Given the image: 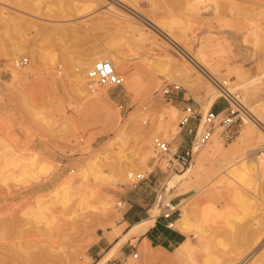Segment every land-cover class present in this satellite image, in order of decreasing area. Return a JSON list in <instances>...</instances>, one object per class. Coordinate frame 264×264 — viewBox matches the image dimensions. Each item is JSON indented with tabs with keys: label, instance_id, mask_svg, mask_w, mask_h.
Instances as JSON below:
<instances>
[{
	"label": "rangeland",
	"instance_id": "374dc122",
	"mask_svg": "<svg viewBox=\"0 0 264 264\" xmlns=\"http://www.w3.org/2000/svg\"><path fill=\"white\" fill-rule=\"evenodd\" d=\"M197 1L0 0V264H96L107 252L106 264H232L230 258L245 256L242 263L252 264L264 252L262 235L239 255L246 244L239 235L264 225V169L257 168L264 159V127L253 124L249 110L264 106V0ZM145 15L190 56H201L210 74L243 98L238 100L246 110L231 140L217 134L216 126L219 153H206L210 143L201 148L204 156L185 182L188 191L179 196L165 189L186 168L166 169L171 157L147 155L139 135L148 136L150 145L160 135L172 150L183 148L179 102L157 94L163 82L180 85L179 97L201 113L221 93L167 37L147 28ZM102 52L107 60L124 63L132 77L118 73L123 87L96 88L102 100L92 106L73 70H88ZM23 58L26 65L13 66ZM185 78L188 84L196 81L190 90L180 82ZM227 98L211 108L224 109ZM171 107L177 110L174 118ZM132 165L133 176L152 171L151 182L133 185L126 178ZM79 169L84 177L77 176ZM68 177L80 185L64 205L61 194H52ZM142 191L153 198L144 206L154 215L152 229L127 236L114 248L132 226L124 222L127 203ZM156 194L161 204L171 200L175 220L186 213V234L176 224L167 231L162 222L154 223L161 207ZM182 242L193 250L181 263L174 252Z\"/></svg>",
	"mask_w": 264,
	"mask_h": 264
},
{
	"label": "bare ground",
	"instance_id": "6f19581e",
	"mask_svg": "<svg viewBox=\"0 0 264 264\" xmlns=\"http://www.w3.org/2000/svg\"><path fill=\"white\" fill-rule=\"evenodd\" d=\"M198 1H203V0H198ZM197 1V2H198ZM131 5V4H130ZM109 8V7H108ZM112 10H113V8H112ZM137 10V12L136 11H134V10H132L131 9V11L133 12V13H136V14H139L140 15V13H138V9H136ZM109 11H110V8H109ZM128 12V11H127ZM115 13V12H114ZM133 13H130L131 15L133 14ZM116 14V13H115ZM153 18V17H152ZM145 19H147V24H146V26H148L147 28H149V27H151L152 29L153 28H155V29H157V33L159 34V36H160V34L163 36V38H164V36L165 37H167V42H168V44L172 47V48H174V50H178L181 54H183V55H185V58H186V60H188V63H189V65H191L194 69H196L197 70V72H199L198 74L199 75H202V76H204V77H207V76H209L211 79H210V84L212 85V87L213 88H215L216 90H217V92L218 93H221V94H217V95H213L214 93H215V89L213 90V92L211 93V95H213L211 98H210V100H209V102H208V105H207V107H208V109L207 110H209L210 108H211V105L214 103V101L215 100H217L218 98H220V97H228L227 99H228V103L229 104H231V105H236V104H238V105H241L242 106V108H243V102H242V100H243V98H240L239 97V95H237L234 91L235 90H233V89H227V87H225V86H223L219 81H218V79H216V78H214L211 74H210V72H211V70L208 68V63L206 62V61H204V59L200 56H198V57H192V56H190L187 52H185L184 50L185 49H182V48H180V47H178V43H177V41L174 39V38H171L168 34H166L160 27H158L156 24H154V22H152L151 21V19H148L147 17H146V15H145ZM163 23V22H162ZM168 28V27H167ZM57 31V30H56ZM142 36V35H141ZM165 40H166V38H164ZM183 45V44H182ZM177 47V48H176ZM189 50V49H188ZM104 52H106V54H107V52H110V48L109 47H106L105 48V50H104ZM178 52V53H179ZM183 52V53H182ZM197 52V51H196ZM201 52V51H200ZM180 54V55H181ZM108 55V54H107ZM183 55H181V56H183ZM195 55V54H194ZM202 56H204L203 54H202ZM112 57V56H111ZM109 58V57H108ZM101 59H106L105 58V55L103 54V52H102V54L101 55H98V56H96V57H94L91 61H94V60H101ZM107 60V59H106ZM114 60V59H113ZM112 59H109V60H107V61H111L110 63L112 64V66H113V68H114V70H115V72L118 74H123V75H125V73H126V68H125V64L124 63H122L120 60V62H115V61H113ZM189 69V68H188ZM195 70V71H196ZM17 72V71H16ZM86 73H87V69H86V67L85 66H80L79 68H75L74 70H73V75H74V81L76 82V84H77V86L78 87H81V89L83 90V91H85V93H86V95H85V99H86V103H88V104H91L92 106H94L95 104H97V103H99L100 102V100H102L101 98H99V95L97 96V95H95L94 93H96V92H90L88 89H87V87H86ZM176 73V72H175ZM213 73V72H212ZM217 74V73H216ZM10 75H11V77L13 78L14 77V75L16 76V74H15V71L13 70V69H10ZM195 75V74H194ZM168 75H166V77H167ZM198 75H196V77H197ZM171 77H173V76H171ZM187 77V76H186ZM200 77V76H199ZM193 79V78H192ZM192 79H190V80H192ZM200 79H202V78H200ZM209 79V78H208ZM208 79H206L207 81H208ZM196 80V79H195ZM203 80V79H202ZM178 81V80H177ZM5 82V81H4ZM181 83H183L184 85H186V84H188V79H186L185 78V80L184 81H180ZM195 82L196 81H190V84H188L189 85V87H188V85H186L187 86V88L190 90L191 88H193L192 87V85H195ZM199 82V81H198ZM202 82V81H201ZM8 83H10V81L8 82ZM198 84H200V83H198ZM124 85V84H123ZM247 84H245L243 87H240V88H244L245 86H246ZM210 88V87H209ZM208 88V89H209ZM206 91H208V90H206ZM210 91V90H209ZM93 93V95H91ZM108 96V95H107ZM104 97V96H103ZM108 98V97H107ZM238 98H240V99H242V100H238ZM104 100V99H103ZM90 105V106H91ZM206 107V106H205ZM204 109V108H203ZM206 109V108H205ZM220 110V109H219ZM218 110V111H219ZM249 110H251V112L253 113V118H254V125H257V126H261L262 125V127H264V106H261L258 110H256V109H254V107H249ZM170 111V115L172 116V118H174L175 117V115H176V112H177V110L176 109H174L173 107H171V109L169 110ZM204 111V110H203ZM206 111V110H205ZM245 112H246V110H245ZM202 113H204V112H202ZM248 114V113H247ZM246 114V115H247ZM169 115V114H168ZM249 115V114H248ZM131 120V119H130ZM162 120V119H161ZM170 120V119H169ZM259 124V125H258ZM220 128V127H219ZM220 130V129H219ZM172 132H174V130L172 131ZM216 130H215V132H214V135H213V137L211 138V140L205 145V146H208V144L210 143L211 145L213 144V146H210L208 149H207V151H206V153L207 154H209V155H213V154H215V153H219V150H220V148H219V145H218V143H216L217 142V140L215 141V135H216ZM262 133V132H261ZM217 134H219V133H217ZM262 135H264V134H262ZM145 136L146 135H144V134H142V136L141 135H139V137L141 138V140H142V146H144V145H146L147 147H148V151L146 152L147 153V155L149 154V155H151L152 153H154L155 154V152H154V150L152 151V148H151V145H150V141H149V138H148V136H146L147 138H145ZM244 137V134H241V136H240V138H243ZM211 142H213V143H211ZM205 146H203V147H205ZM202 147V148H203ZM203 151H204V149L202 150L201 148L196 152V154H195V158H194V160H192V161H194V162H192L193 164L189 167V168H186L185 170H184V173L183 174H180V175H176L175 176V179L174 180H170L167 184H169L170 186H168V188H166L165 189V191H170V190H172V189H174L175 187V190L174 191H177V193H176V195H182V194H185V193H187V191H188V188L186 187V183L185 182H187L188 180H189V174H191V172H192V168H194V166L196 165V164H198L199 163V158L201 157V155H203L202 153H203ZM205 152V151H204ZM156 155V154H155ZM204 156V155H203ZM208 156V155H207ZM170 157V156H169ZM204 160V159H203ZM257 160V159H256ZM141 162H143V160L141 161ZM50 165V164H49ZM88 165V167L90 168V167H92V169L93 168H95L94 166H93V161L91 162V161H89V163L87 164ZM136 166H134V165H132L128 170H127V177L126 178H129V177H131L132 175H133V171H134V168H135ZM197 168V167H196ZM257 168L258 169H260V170H262V169H264V159H262V160H259V162H258V164H257ZM96 169V168H95ZM193 171H194V169H193ZM70 173H72V172H70ZM76 174H77V176H79V177H84V175H82V172H81V169H79V170H77V172H76ZM175 174V173H174ZM136 175V174H135ZM72 176V175H71ZM191 176V175H190ZM223 176V175H222ZM221 176V177H222ZM77 178V177H76ZM172 179V178H171ZM229 182V181H228ZM230 183V182H229ZM78 185H80V184H78ZM78 185L75 183V180H74V177H68V178H66L65 179V181L64 182H62L61 184H59L58 185V187H56L55 188V191L53 192V194L52 195H54V197L57 195V194H61V196H63V198L61 199L63 202H61V203H63L64 205H69L70 204V202L69 203H67V204H65L66 202H68V201H71V199L73 198L74 199V196L76 195V191H77V187H78ZM243 186H245V185H243ZM246 187V186H245ZM234 188V187H233ZM235 189V188H234ZM239 190V189H238ZM244 191V190H243ZM81 192V191H80ZM239 192V191H238ZM234 194V193H233ZM237 195V194H236ZM233 197H235L234 195H233ZM240 197V196H239ZM80 201V200H79ZM59 204V203H58ZM108 204V203H107ZM36 205L38 206V207H42L43 206V204H42V201L39 199H37V201H36ZM77 206V205H76ZM104 206H106V205H104ZM103 206V207H104ZM102 206H101V211H102V208H103ZM106 208H107V206H106ZM108 209H110V207H108ZM46 211V210H45ZM152 211V210H151ZM208 213V212H207ZM149 219L147 220H144V221H141V222H138V223H136V224H134V225H132L130 228H129V230L127 231V233H126V235H124L123 237H124V239L123 240H121L120 239V241L118 242H116V244L114 245V248H117L118 249V247L125 241V239H126V237L127 236H131V235H139V234H142L143 233V231H145L146 229H148L151 225H152V222H153V217H154V215L153 214H151L150 215V212H149ZM186 221H187V215H186V213H184L183 215H182V217L181 218H179V219H177V220H175V224L177 225V227L180 229V230H182L183 232H184V228L182 227V225H184L185 223H186ZM207 221H208V219H207ZM201 222V221H200ZM206 222V221H205ZM202 223H203V221H202ZM208 223V222H207ZM256 224V223H255ZM260 223H257L256 224V227L254 228V227H252V229L251 230H247L246 232H242L241 233V235H239V238H241V239H244V241H242V243H244V242H246V244L244 245V251H241V252H239V255H244V253L250 248V245H254L257 241H259V239L262 237V235H264V225H259ZM250 225H251V223H250ZM201 226H202V224H201ZM252 226H253V224H252ZM255 226V225H254ZM246 227V226H245ZM184 229V230H183ZM196 230V229H195ZM194 230V231H195ZM200 230H201V227H200ZM243 230V229H242ZM186 231V230H185ZM201 232V231H200ZM185 233V232H184ZM196 232H194V234H195ZM186 234V233H185ZM197 235V234H196ZM195 235V236H196ZM198 236V235H197ZM196 236V237H197ZM221 236V235H220ZM201 238L202 239V237H203V235L201 234L200 236H198V238ZM186 241V240H185ZM188 241V240H187ZM200 241V240H199ZM189 242V241H188ZM260 242V241H259ZM238 243H239V241H238ZM240 244V243H239ZM238 244V245H239ZM240 246V245H239ZM242 247V246H241ZM241 249V248H240ZM240 249H239V251H240ZM192 250L193 249H191V246H190V244H188L187 242H182L181 244H179L178 246H177V249L175 250V252H174V256L182 263L183 261H185V258H188V257H190L191 255H192ZM111 252V251H110ZM116 252V251H115ZM114 252V253H115ZM109 252H107L102 258H101V260H99L96 264H106L107 263V261L109 260ZM230 254V253H229ZM235 255H237V254H235ZM153 256V255H152ZM154 257V256H153ZM248 257V256H247ZM156 258V257H155ZM245 258H246V256L245 257H243V259L242 260H240V261H237L235 258H230V261H228V263H234V264H241L244 260H245ZM157 259V258H156ZM251 259V258H250ZM161 260V259H160ZM222 261H224V260H222ZM249 262V261H248ZM250 263H252V264H264V252H262L261 254H260V256L257 258V259H255L254 258V260H252ZM222 264V263H221ZM243 264V263H242Z\"/></svg>",
	"mask_w": 264,
	"mask_h": 264
},
{
	"label": "built area",
	"instance_id": "2783aa9c",
	"mask_svg": "<svg viewBox=\"0 0 264 264\" xmlns=\"http://www.w3.org/2000/svg\"><path fill=\"white\" fill-rule=\"evenodd\" d=\"M26 63L27 59L25 58L21 60L17 59L14 60L13 66L21 67L26 65ZM123 84L124 77L117 74L112 64L107 60L95 61L87 70L86 87L90 92H95L96 88H107L108 90H112L123 87ZM182 91L183 89L180 85L167 82H163L157 91V94L164 100L168 102H179L177 130L178 134L182 135L186 140L182 139L183 148L179 151V148L172 150L169 143L160 135L153 136L151 139V146L155 154L159 157H171L168 160V164L165 166L166 169H170L175 164L182 168H187L192 162L194 154L211 140L216 126L221 128L219 134L225 141L231 140L234 135L233 127L239 119V114L245 113L241 105H231L228 102L227 107L224 109L215 111L210 108L205 113H201L195 108L193 102L184 99L183 96L179 97ZM119 108H121V106ZM147 122V120H143L142 124L146 125ZM151 173L152 171L145 175H132L129 177V180L133 185H136L146 180ZM161 201H163L162 196L158 197L156 194L154 202L157 203V206H159V204L161 205L159 216L168 221L166 223L167 229L174 230L175 220H172L171 217L175 214L176 209L172 206L171 200L164 204H161ZM132 257L135 259L137 255L133 254Z\"/></svg>",
	"mask_w": 264,
	"mask_h": 264
},
{
	"label": "crops",
	"instance_id": "0c3cea01",
	"mask_svg": "<svg viewBox=\"0 0 264 264\" xmlns=\"http://www.w3.org/2000/svg\"><path fill=\"white\" fill-rule=\"evenodd\" d=\"M127 77H132V73L131 74H125ZM108 97V99H109V96H107ZM224 99V98H223ZM225 100V99H224ZM226 101V100H225ZM215 103V102H214ZM213 105V104H212ZM211 105V106H212ZM215 111H218L219 109H214ZM152 174V173H151ZM150 174V175H151ZM149 175V176H150ZM149 176L147 177V179L145 180V181H143V182H146V181H148V182H151L150 180H149ZM152 179H154L153 178V176L151 177ZM155 181L156 182H158L157 181V179H155ZM145 184V183H144ZM176 188V187H175ZM175 188L174 189H172V190H175ZM145 191V190H144ZM144 191H142V192H139V193H137V199H136V202H129V203H127L128 204V207H127V209L125 210V219H124V222L127 224V225H129V224H132V225H134V224H136V223H138V222H141V221H144V220H148L150 217H149V212L151 211V210H148V211H145L144 210V206H146L147 204H150L151 203V201H152V196H150V197H148L145 193H144ZM176 196H179V195H176ZM148 216V218H146ZM174 216H175V214H173L172 215V217H171V219L172 220H175L174 219ZM157 221H160V222H162L163 223V227L167 230V231H173V230H169V229H167L166 228V223L168 222V221H166V220H164V219H162L159 215L156 217V219L154 220V223L155 222H157ZM151 229H152V226L151 227H149L148 229H146L145 231H143V234L142 235H146L147 233H149L150 231H151ZM179 244H181V243H179ZM178 244V245H179Z\"/></svg>",
	"mask_w": 264,
	"mask_h": 264
}]
</instances>
